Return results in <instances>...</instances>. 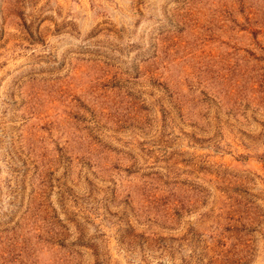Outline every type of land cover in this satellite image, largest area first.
Here are the masks:
<instances>
[{
  "label": "rangeland",
  "instance_id": "1",
  "mask_svg": "<svg viewBox=\"0 0 264 264\" xmlns=\"http://www.w3.org/2000/svg\"><path fill=\"white\" fill-rule=\"evenodd\" d=\"M0 264H264V0H0Z\"/></svg>",
  "mask_w": 264,
  "mask_h": 264
}]
</instances>
